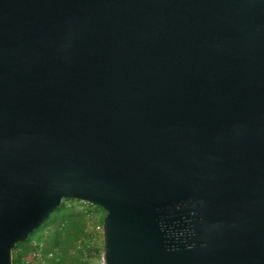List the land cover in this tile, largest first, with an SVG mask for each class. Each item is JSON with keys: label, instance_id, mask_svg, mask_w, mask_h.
Instances as JSON below:
<instances>
[{"label": "water", "instance_id": "obj_1", "mask_svg": "<svg viewBox=\"0 0 264 264\" xmlns=\"http://www.w3.org/2000/svg\"><path fill=\"white\" fill-rule=\"evenodd\" d=\"M62 200L101 264H264V0H0V264Z\"/></svg>", "mask_w": 264, "mask_h": 264}, {"label": "rangeland", "instance_id": "obj_2", "mask_svg": "<svg viewBox=\"0 0 264 264\" xmlns=\"http://www.w3.org/2000/svg\"><path fill=\"white\" fill-rule=\"evenodd\" d=\"M92 214L93 221L88 218ZM105 213L101 208L74 200H62L47 222L28 235L26 242L18 243L11 252V260L18 264H48L60 247L57 240L64 238L69 227L77 231L71 252H77L67 264H101L102 235L95 231L101 226ZM46 251V252H45ZM39 254L36 257L35 254ZM12 264V263H11Z\"/></svg>", "mask_w": 264, "mask_h": 264}, {"label": "trees", "instance_id": "obj_3", "mask_svg": "<svg viewBox=\"0 0 264 264\" xmlns=\"http://www.w3.org/2000/svg\"><path fill=\"white\" fill-rule=\"evenodd\" d=\"M57 208L55 210H57ZM46 222L47 220L43 224H45ZM43 224L40 227H42ZM33 232H35V230ZM76 235H77V231L74 230V228L72 230V228L69 227L68 229L64 230V238L62 240H57L58 241L57 244L60 247L59 253L55 254L53 258L49 260L48 264H67L68 261L73 258V255L77 254V252H71L72 244H73L74 239L76 238ZM27 240H28V236L23 242H26ZM17 245L18 243L12 248V250L16 248ZM18 262L19 260H13V259L11 260L12 264H18Z\"/></svg>", "mask_w": 264, "mask_h": 264}, {"label": "built area", "instance_id": "obj_4", "mask_svg": "<svg viewBox=\"0 0 264 264\" xmlns=\"http://www.w3.org/2000/svg\"><path fill=\"white\" fill-rule=\"evenodd\" d=\"M87 216H88L89 220L92 222L93 219H94L93 216H92V214H88ZM94 229H95V231L101 233V226H100V225H96V226L94 227ZM35 255H36V257L39 256V254H37V253H36Z\"/></svg>", "mask_w": 264, "mask_h": 264}]
</instances>
